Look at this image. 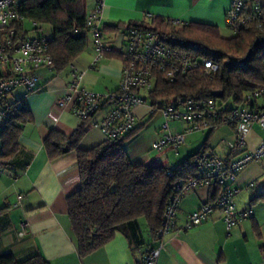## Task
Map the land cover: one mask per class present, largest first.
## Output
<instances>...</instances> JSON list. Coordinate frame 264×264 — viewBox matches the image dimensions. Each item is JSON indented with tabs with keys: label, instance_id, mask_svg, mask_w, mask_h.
<instances>
[{
	"label": "crops",
	"instance_id": "obj_1",
	"mask_svg": "<svg viewBox=\"0 0 264 264\" xmlns=\"http://www.w3.org/2000/svg\"><path fill=\"white\" fill-rule=\"evenodd\" d=\"M98 2H102L101 29L104 24L121 23L123 26L116 31L102 30L112 50L105 52L101 59L95 60L96 51L88 36V46L72 61L71 64L83 72L80 86L89 91L109 92L118 88L122 63L117 49L124 43L125 28L131 22H151L165 28V20L176 18L211 25L224 37L228 29L225 15L230 0H86L87 12ZM158 21L161 25L156 23ZM23 26L30 36L34 35L25 22ZM38 73L41 79L37 89L28 93L17 89L8 96L29 110L31 120L19 122L18 152L12 164L0 168V253H12L18 260L40 254L49 264H137L145 252L156 245V239L142 221L126 232H116L103 246L80 256L66 204V196L80 184L77 156L71 152L50 160L43 143L49 130L68 135L81 123L69 108L57 104V100L68 92L70 66L60 72L41 67ZM107 110L108 107L103 106L87 120L79 148L89 149L105 140L96 124ZM135 113L139 118L137 127L143 123L144 126L127 143L126 152L132 163L170 164L173 160L178 163L200 149L202 141L197 140L198 136L192 137L201 135L197 132L187 136L186 145L184 143L177 153L152 150V142L162 134L163 118L153 119L156 113L150 114L147 105L137 106ZM256 125L246 137L250 147L264 135L254 129ZM170 126L182 127L178 123H170ZM209 139L201 149L213 150L229 160L240 155V150L234 147L235 138L234 142L222 139L217 146ZM250 182H253L252 187L248 186ZM234 186L238 189L234 196L236 206L252 209L253 217L227 231L222 210L215 208L207 220L185 229L187 215L209 200V186L189 190L180 201L176 226L163 237L157 264L264 263V173L261 163L253 161L244 167ZM22 223L27 227L20 235Z\"/></svg>",
	"mask_w": 264,
	"mask_h": 264
},
{
	"label": "built area",
	"instance_id": "obj_2",
	"mask_svg": "<svg viewBox=\"0 0 264 264\" xmlns=\"http://www.w3.org/2000/svg\"><path fill=\"white\" fill-rule=\"evenodd\" d=\"M20 1L0 0V152L1 134L14 103V99L8 96L17 89L26 93L37 89L41 79L38 70L41 67L53 68L48 53L50 33L45 24L30 20L34 35L18 41L14 25L18 22L24 24L27 20L18 10ZM101 7L102 2H98L86 15L89 42L95 48L96 61L112 50L100 27ZM164 24H167L166 28L152 23H138L125 28V41L117 49L122 65L116 90L95 92L83 89L80 86L83 72L71 64L68 92L57 100V104L69 108L80 121L89 119L107 106L106 114L96 125L105 140H112L136 128L139 120L135 113L137 106L147 105L150 114L154 113L150 94L159 75L169 82L175 81L180 74L196 71L213 78L220 69L216 58L218 51L174 32L188 22L174 18L165 20ZM225 25L235 33L248 26L264 31V1L230 0ZM239 57L231 53L224 62L228 64ZM158 110L163 118L162 134L152 142V150L177 153L190 134L208 132L224 124L233 129L234 147L240 150V155L227 161L210 149H202L198 153L196 173L174 183L162 222L156 230V245L149 248L137 264H157L163 237L176 226L180 201L189 190L210 186L214 182L221 186L215 199L204 202L187 215L184 228L201 224L213 209L219 208L223 212L226 230L230 231L242 220L253 217L252 209L238 208L234 202L238 192L234 186L238 173L253 161L261 163L264 173V135L253 147L249 146L246 138L254 124L264 130V85L246 91L241 101L232 105L220 102L217 97H177L165 100ZM171 122L182 127L171 128ZM248 186L252 187L253 182ZM26 227V223L21 224L20 235L25 233Z\"/></svg>",
	"mask_w": 264,
	"mask_h": 264
},
{
	"label": "trees",
	"instance_id": "obj_3",
	"mask_svg": "<svg viewBox=\"0 0 264 264\" xmlns=\"http://www.w3.org/2000/svg\"><path fill=\"white\" fill-rule=\"evenodd\" d=\"M18 10L27 20L42 22L47 26L50 33L48 53L55 71L68 68L88 46L86 0H21ZM156 23L161 25V21ZM136 24L138 23L131 22L128 25ZM14 26L18 41L30 36L23 23L18 22ZM121 26V23L104 24L102 30L116 31ZM174 32L185 39L215 48L218 51L216 58L220 62V69L213 78L196 71L180 74L173 82L159 75L150 94L154 113L165 100L177 97H213L210 93L214 90H221V98L225 104L232 105L240 102L246 91L264 85V31L248 26L233 36L224 37L211 25L192 22ZM256 40L259 42L254 45ZM251 48V58L243 62L242 59ZM231 53L239 54L240 57L227 64L224 59ZM29 120V110L14 101L1 134L0 168L12 164L19 149V122ZM87 120H82L68 135L51 129L43 140L50 160L71 152H75L77 156L80 184L66 196V204L80 256H86L100 248L116 232H126L127 229L139 226L141 221L146 225L148 233L156 239V230L162 222L174 183L196 173V157L215 129L208 131L206 141L198 151L189 154L176 165H146L132 163L126 152L128 141L139 132L144 123L122 137L104 140L89 149H81L79 142ZM226 160L229 161L228 158ZM220 191L221 186L217 182L212 183L209 186V201L215 199ZM0 264L49 262L40 254L18 260L12 253H0Z\"/></svg>",
	"mask_w": 264,
	"mask_h": 264
},
{
	"label": "rangeland",
	"instance_id": "obj_4",
	"mask_svg": "<svg viewBox=\"0 0 264 264\" xmlns=\"http://www.w3.org/2000/svg\"><path fill=\"white\" fill-rule=\"evenodd\" d=\"M151 23V22H150ZM153 24V23H152ZM26 28L29 29L31 31L32 29V22H30V20H26L25 22ZM227 32H225V37H229V36H233L236 33L233 32L230 28H228L226 30ZM236 54V53H235ZM239 55V54H238ZM240 56V55H239ZM220 102L224 101L221 97L218 98ZM226 103V102H225ZM157 117H161V113L159 110L156 111L155 117L153 119H156ZM172 123V122H171ZM256 125V124H255ZM161 127V124H160ZM258 133H262L264 132V130H262L258 125L255 126L254 128ZM201 135H192V137L194 136H198L197 140L199 142L202 141V143L204 141H206L207 138V134L208 132L205 133H199ZM228 139L230 142H234V138H235V134L233 132V129L230 126L224 125V124H220L215 130L214 132L210 135V139L209 141H211V144L213 143L214 145L218 144L219 141H221L222 139ZM188 140V138H187ZM186 141H185V145H186ZM209 144V143H208ZM217 146V145H216ZM209 147V146H208ZM217 149H220L219 147H217ZM182 156V155H180ZM177 163H174L173 161H170V165H176Z\"/></svg>",
	"mask_w": 264,
	"mask_h": 264
},
{
	"label": "water",
	"instance_id": "obj_5",
	"mask_svg": "<svg viewBox=\"0 0 264 264\" xmlns=\"http://www.w3.org/2000/svg\"><path fill=\"white\" fill-rule=\"evenodd\" d=\"M262 41H264V40H262ZM258 42H259V40H256V42L254 43V45L257 44ZM252 52H253V49H252V48L249 49L248 52H247V54H246V55L244 56V58L242 59V61H243V62L248 61V60L251 58ZM210 94H211V96H213V97H217V98H219V97L222 96V91H221V90H214V91H212Z\"/></svg>",
	"mask_w": 264,
	"mask_h": 264
}]
</instances>
